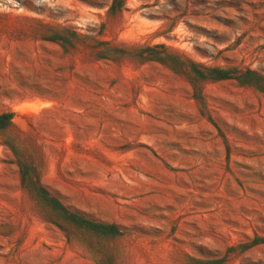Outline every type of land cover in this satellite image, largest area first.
I'll use <instances>...</instances> for the list:
<instances>
[{"label":"rangeland","instance_id":"1","mask_svg":"<svg viewBox=\"0 0 264 264\" xmlns=\"http://www.w3.org/2000/svg\"><path fill=\"white\" fill-rule=\"evenodd\" d=\"M0 264H264V0H0Z\"/></svg>","mask_w":264,"mask_h":264}]
</instances>
